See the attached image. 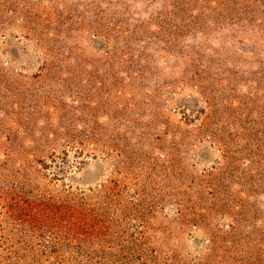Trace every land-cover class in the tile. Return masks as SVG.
Listing matches in <instances>:
<instances>
[{
	"label": "rangeland",
	"instance_id": "obj_1",
	"mask_svg": "<svg viewBox=\"0 0 264 264\" xmlns=\"http://www.w3.org/2000/svg\"><path fill=\"white\" fill-rule=\"evenodd\" d=\"M0 264H264V0H0Z\"/></svg>",
	"mask_w": 264,
	"mask_h": 264
}]
</instances>
